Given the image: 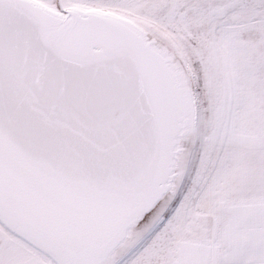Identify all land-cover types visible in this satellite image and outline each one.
<instances>
[{"label": "snow or ice", "instance_id": "1", "mask_svg": "<svg viewBox=\"0 0 264 264\" xmlns=\"http://www.w3.org/2000/svg\"><path fill=\"white\" fill-rule=\"evenodd\" d=\"M0 264H264V0H0Z\"/></svg>", "mask_w": 264, "mask_h": 264}]
</instances>
